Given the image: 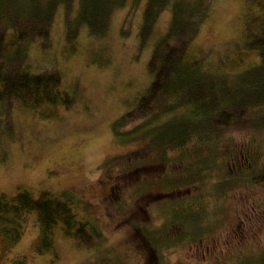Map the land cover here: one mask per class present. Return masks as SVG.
Here are the masks:
<instances>
[{
	"label": "trees",
	"instance_id": "obj_1",
	"mask_svg": "<svg viewBox=\"0 0 264 264\" xmlns=\"http://www.w3.org/2000/svg\"><path fill=\"white\" fill-rule=\"evenodd\" d=\"M214 1L145 0L141 40L151 32L162 8L169 7L170 18L155 38L146 62L149 82L131 108L112 122L113 131L123 135L122 142L134 138L141 142L148 134L147 142L139 148L146 156L135 162L137 168L163 165V175L147 178L143 186L138 180L140 184L133 187L130 198L150 190L178 194L156 202L157 223L154 217L141 224L135 219L126 222L131 227L128 237L145 246L140 252L145 264H170L165 252H181L185 247L190 252L201 247L208 251L207 241H217L223 252L205 261L189 258L187 264H226L224 260L229 258L231 264H239L250 249L246 238L257 233H251L247 225L252 214L249 209L257 206L253 200L250 203L243 198V205L235 211L236 219L227 225L219 224L225 214L218 211L223 197L233 199L225 187L233 177H247L252 187L264 188V0H241L245 13L238 32L220 47L193 50L200 24ZM137 2L0 0V102L19 104L45 118L55 116L58 107L72 106L75 88L53 61L58 47L51 38L54 16L58 11L63 14V40L68 48H59L66 57L76 51L82 29L92 38L105 36L114 8L124 7L127 22L120 29L129 28ZM130 152L109 161L122 162L123 156L131 160L133 154L141 153ZM133 163L128 162L123 169H133ZM174 166L181 169L172 171ZM229 172L233 173L231 179L226 176ZM220 177L227 180L220 181ZM210 179L218 182L207 193H178ZM75 194L73 190L25 187L10 194L0 191L1 239L6 245L16 243L32 220L37 228L34 252H48L57 258L54 246L59 228L63 238L77 249L94 251L87 264H115L101 250L107 245L104 228ZM211 195L208 202L206 197ZM209 204L213 207L208 208ZM181 217L190 218L199 231H185ZM214 227L223 233L208 239ZM22 259H15V263L22 264ZM174 261L171 264H184L179 257Z\"/></svg>",
	"mask_w": 264,
	"mask_h": 264
},
{
	"label": "rangeland",
	"instance_id": "obj_2",
	"mask_svg": "<svg viewBox=\"0 0 264 264\" xmlns=\"http://www.w3.org/2000/svg\"><path fill=\"white\" fill-rule=\"evenodd\" d=\"M144 4L145 0H138L128 20L129 28L124 26L126 29H120L127 20L123 18L124 7H118L111 12L104 37L92 38L82 29L77 37L76 51L66 57L60 51L62 47L68 48V43L63 40V14L60 11L56 13L51 27L52 42L58 45L53 61L65 81L75 88L77 95L72 106L58 107L55 116L45 118L19 104L7 106L0 102V191L10 194L17 187L73 190L75 196L87 205L89 215L104 228L107 245H102L101 250L106 251L110 262L115 264L123 261L126 264H145L140 253L145 251V246L128 237L131 227L126 222L135 219L141 224L154 217L157 223L156 202L178 195L176 192L150 190L137 195L136 199L130 198V192L134 186L138 187L139 181L161 177L163 165L137 168L135 162L146 156L139 148L144 141L147 142L148 134L141 142L136 138L122 142L123 135L112 129V122L131 108L135 97L149 82L146 62L155 38L165 30L170 18L169 7L162 8L151 32L141 40ZM244 13L245 6L241 0H215L208 17L200 24L192 49L220 47L224 40L238 32ZM91 60L101 64L89 63ZM132 150L141 153L133 154L131 160L123 156V163L109 161ZM194 159L199 157L195 155ZM128 162H134L133 169H123ZM180 169L181 166H174L171 170ZM232 174L229 172L227 178L231 179ZM220 179L227 180L225 177ZM207 181L198 182L187 190L181 188L178 193H207L218 182L216 179ZM228 181L225 187L233 199L223 197L218 213L223 211L222 216L225 214V217L218 222L221 226L234 222L235 211L240 204L243 205V198L253 200L257 206L249 209L248 213L252 214L247 217V225L251 233H257L246 238V246L250 249L239 259V264H264V188L252 187L247 177H233ZM141 184L143 186L145 182ZM210 198L213 195L206 197L208 202ZM211 205L213 207V204L207 207L211 208ZM190 220L181 217L179 222L185 231L197 233L199 229ZM36 232V225L30 220L16 243L6 245L0 237V264H16L15 259L19 257L23 258L22 264H87V259L94 252L77 249L63 238L57 228L54 246L57 258L48 252L36 253L32 246ZM222 233L221 229L214 227L209 230L208 239ZM207 243L210 245L208 251L201 247V250L194 248L195 251L192 249L190 252L189 247H185L181 252H165L166 261L171 264L179 257L187 264L189 258L205 261L223 252L217 241ZM224 261L231 264L232 258Z\"/></svg>",
	"mask_w": 264,
	"mask_h": 264
}]
</instances>
